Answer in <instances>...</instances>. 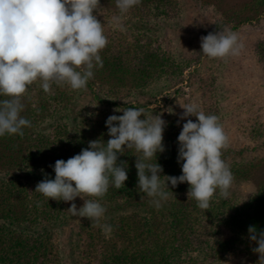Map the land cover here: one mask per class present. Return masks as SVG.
I'll return each mask as SVG.
<instances>
[{
  "label": "trees",
  "instance_id": "obj_1",
  "mask_svg": "<svg viewBox=\"0 0 264 264\" xmlns=\"http://www.w3.org/2000/svg\"><path fill=\"white\" fill-rule=\"evenodd\" d=\"M204 2L210 4L212 0ZM181 12L180 0H140L126 14L119 12L116 0H100L94 15L104 26L108 44L100 53L103 67L94 69L86 88L72 90L66 84L53 83L46 93L39 81L29 86L22 97L21 115L31 121V126L23 129L22 136L0 137V264L258 262V255L252 251L257 245L249 239L248 229L255 226L258 234L264 231V179L248 194L241 187L257 177L264 150L261 155L230 145L222 150V158L234 177L230 195L224 198L217 193L205 211L188 198L187 183L175 187L169 183L173 201L169 207L162 201L157 208L152 198L138 189L135 163L140 154L126 149L117 161L126 163L125 186L117 189L110 183L100 203L108 209L106 215L130 210L133 216L115 221L107 217L106 224L113 229L108 239L100 234L99 221L67 211L74 202L48 201L34 192L39 182L55 178L57 160L66 161L79 154L90 141L106 143L110 139L106 127L109 116L122 115L127 108H143L146 118L148 106L159 102L156 98L165 85L185 81L183 74L192 59L175 56L169 33L162 28L179 19ZM240 13L250 15L244 23L260 21L264 17V0H253ZM116 16L121 17L123 30L113 25ZM253 50L256 63L264 71V41L256 43ZM204 77L197 88L199 108L205 114L223 117L225 109L211 106L210 102L215 71L211 80L207 81L209 75ZM155 81H162L164 88L148 94ZM143 96L148 99L142 101ZM247 102L246 111L252 113L245 117L243 126L250 138L264 148L263 112ZM218 120L226 132V123L222 124L221 117ZM184 123L180 121L178 128L167 124L164 129L165 150L157 154L162 176L182 174L177 138ZM70 220L78 223L66 232Z\"/></svg>",
  "mask_w": 264,
  "mask_h": 264
},
{
  "label": "clouds",
  "instance_id": "obj_2",
  "mask_svg": "<svg viewBox=\"0 0 264 264\" xmlns=\"http://www.w3.org/2000/svg\"><path fill=\"white\" fill-rule=\"evenodd\" d=\"M100 0H0V137L23 135L31 121L21 115L22 97L30 85L39 81L44 92L55 84H66L72 90L86 88L94 69L103 67L101 51L107 46L104 26L94 15ZM140 0H116L121 14H126ZM114 26L123 30L121 17H113ZM241 45L236 32H215L201 37V53L209 58H225L239 54ZM181 119L178 140L179 177L160 175L157 162L162 153L166 122L161 115L144 117L143 108H127L122 115L106 120L110 139L90 141L88 148L67 159L57 160L54 179L39 182L34 192L45 198L73 202L84 201L77 210L71 203L67 210L74 216L99 221L106 209L100 203L110 183L119 189L128 179L126 163L118 164L125 150H135L138 189L152 198L157 208L171 192L170 183L189 185L188 198L207 210L214 195L227 198L233 183V173L222 158L228 137L218 117L205 114L196 103H189ZM118 111V110H117ZM172 111V110H171ZM143 117V118H142ZM155 158V163H152ZM163 178V179H162ZM167 189V190H166ZM172 193V192H171ZM105 232L111 231L104 225ZM249 239L256 243L252 249L264 264V231L255 226L248 229Z\"/></svg>",
  "mask_w": 264,
  "mask_h": 264
},
{
  "label": "rangeland",
  "instance_id": "obj_3",
  "mask_svg": "<svg viewBox=\"0 0 264 264\" xmlns=\"http://www.w3.org/2000/svg\"><path fill=\"white\" fill-rule=\"evenodd\" d=\"M252 1L212 0L210 4H207L208 2L205 3L204 0H180L181 17L162 25V28L165 30L164 32L169 33L168 39L172 41L175 56L180 59L191 57L192 61L183 74L185 80L183 83H177L175 86L171 83L169 87V84L165 85L166 88H164L162 81H155L150 85L147 90L148 94H155L164 89L160 92L161 99L159 96L155 97L159 102L148 106L146 118L150 119L152 115L159 114L166 125L175 124L177 128L180 121L187 122V119H191L195 122V116L181 119L184 112L182 107L189 103H196L200 106L198 83H201L200 79H205L204 76L206 75H209L207 81L211 80L215 71L217 78L212 80L215 88L210 92V102L211 106L225 109L223 117H218L223 119L222 124L226 123L227 125L225 132L228 137L227 145L238 149L247 148L248 151L252 152V155H261L260 152L264 148L259 147L258 143L250 138L248 131L243 126L245 117L252 113L246 111V106L249 104L247 101L252 103L251 107L258 108L259 112H263L264 116V71L256 63V57H253V46L259 41H264V17H260V21L253 20L244 23L243 20L250 15L240 13ZM230 15L232 20H229ZM215 32H236L241 45L239 54L222 59L209 58L202 54L201 37ZM147 97H141L142 101H146ZM239 115L242 116L239 117ZM239 121H241L240 124ZM248 155L250 156V154ZM263 159H259L257 177L242 185L241 189L244 194H248L250 190L261 185L264 179ZM172 201L173 198L169 197V200L164 201V206L169 207ZM73 202L77 208L82 207L84 203L79 197ZM142 213L141 211L140 214ZM128 216H133L130 210L105 214L99 219L100 234L106 239L113 234V229L110 232L104 230L103 226L107 223L105 221L107 217L115 221ZM77 223L78 220L76 222L74 220L68 221L66 232ZM238 263L257 264V262H241L240 260Z\"/></svg>",
  "mask_w": 264,
  "mask_h": 264
}]
</instances>
